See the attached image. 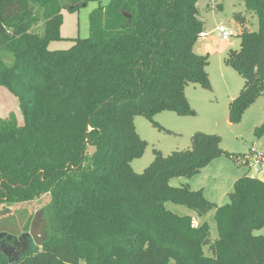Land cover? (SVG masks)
I'll list each match as a JSON object with an SVG mask.
<instances>
[{
    "label": "trees",
    "instance_id": "trees-1",
    "mask_svg": "<svg viewBox=\"0 0 264 264\" xmlns=\"http://www.w3.org/2000/svg\"><path fill=\"white\" fill-rule=\"evenodd\" d=\"M198 1L110 0L89 14L88 38L50 51L61 39V10L85 2L0 0V86L23 116L20 127L14 116L0 120V212L46 197L47 238L13 264H264V236L253 235L264 227L263 180L238 178L222 206L202 190L169 185L230 157L219 136L196 132L189 150L154 151L141 174L131 168L146 147L135 117L164 130L153 120L159 113L195 116L188 84L211 89L208 56L193 52L203 31ZM238 1L258 27L251 32L233 14L240 45L225 63L244 84L228 105L230 124L264 92V0ZM39 22L41 33L33 31ZM254 134L264 135V121ZM232 158L248 166V156ZM167 202L198 217L214 211L218 238ZM0 264L10 263L0 256Z\"/></svg>",
    "mask_w": 264,
    "mask_h": 264
},
{
    "label": "rangeland",
    "instance_id": "rangeland-1",
    "mask_svg": "<svg viewBox=\"0 0 264 264\" xmlns=\"http://www.w3.org/2000/svg\"><path fill=\"white\" fill-rule=\"evenodd\" d=\"M31 1V0H28ZM84 5L76 11L61 10L62 24L58 41L50 42L48 50H67L73 46L76 39L89 37V14L98 6L105 7L110 0H83ZM219 6V7H218ZM198 19L203 23L205 39H197L193 52L197 55H207L208 65L205 71L211 89L205 90L197 84H188L185 96L195 116L181 117L172 112H162L153 117V120L164 130L154 128L145 118H134L136 133L146 142L143 155L131 163L134 173L141 174L154 159V151L163 156L172 152L190 149V138L196 132L217 135L221 138L220 148L230 154V157H219L213 160L201 172L190 179L173 178L169 181L171 187L188 186L192 191L202 190L206 200L222 206L228 203V194L233 191L234 182L247 174L253 177L254 172L248 171L247 166L238 164L236 156H248L251 148L264 153V135L258 138L254 130L264 121V92L243 113L239 124L228 122V104L238 95L243 87L244 80L225 61L230 50H238L240 45L239 27L233 20V14L245 15L244 4L238 0H199L196 4ZM250 18L248 28L251 32L257 31V17ZM218 27L232 31L234 36L227 41L221 39L216 32ZM34 32L41 33L42 22L34 28ZM7 65L12 59L5 60ZM18 100L4 87L0 86V120H7L14 116L17 126L23 125V116L18 109ZM165 131H169L167 133ZM90 151V150H89ZM46 204V197L33 202L8 206V213L0 217V232L19 236L28 232L36 212L42 210ZM165 208L178 216H191L193 225L196 218L209 227V238L214 241L218 238L214 211L198 217L194 212L170 202ZM4 211V210H3ZM42 220V216L40 217ZM255 236H264V227L254 231ZM38 250L40 247H36Z\"/></svg>",
    "mask_w": 264,
    "mask_h": 264
},
{
    "label": "flooded vegetation",
    "instance_id": "flooded-vegetation-1",
    "mask_svg": "<svg viewBox=\"0 0 264 264\" xmlns=\"http://www.w3.org/2000/svg\"><path fill=\"white\" fill-rule=\"evenodd\" d=\"M28 232H29V230H28ZM28 232H26V233H28ZM42 232H45L44 226H42ZM5 233H7V232H5ZM7 234H9V233H7ZM23 234H25V233H23ZM23 234H20L19 236L12 235V238L10 240H5V238L0 239V256L5 257L8 260V262H9V260L13 261V262L16 260L19 261L24 256H26L27 254L32 252V250H34L36 247H41V246H36L30 237H26L25 239L20 241L19 238ZM15 238L17 239L16 245L13 244ZM12 248H14V250H12ZM4 251L7 254H9V257L4 255V253H3Z\"/></svg>",
    "mask_w": 264,
    "mask_h": 264
},
{
    "label": "built area",
    "instance_id": "built-area-1",
    "mask_svg": "<svg viewBox=\"0 0 264 264\" xmlns=\"http://www.w3.org/2000/svg\"><path fill=\"white\" fill-rule=\"evenodd\" d=\"M216 32L218 33V36H220L224 41H227L229 37L234 36L232 31H228L224 27H218ZM207 35V33L202 31L198 35V38L203 40L207 37ZM247 168L254 172L256 178L264 181V153H259L256 149L251 148L248 154Z\"/></svg>",
    "mask_w": 264,
    "mask_h": 264
},
{
    "label": "water",
    "instance_id": "water-1",
    "mask_svg": "<svg viewBox=\"0 0 264 264\" xmlns=\"http://www.w3.org/2000/svg\"><path fill=\"white\" fill-rule=\"evenodd\" d=\"M7 213H8V211H6V210L1 211L0 217L6 215ZM41 216H42V210L35 213V215L32 219V222L30 224L29 232L21 235L19 238L20 241L25 239L26 237H30L36 246L42 245V243L46 240L47 235L45 232H42L43 220H40ZM2 238H5V240H10L12 238V235H9L5 232H1L0 233V239H2ZM16 243H17V239L15 238L13 244L16 245ZM12 250H14V248H12ZM3 253H4V255L9 257V254H7L5 251ZM15 262H18V261L16 260L13 262V261L9 260L10 264H13Z\"/></svg>",
    "mask_w": 264,
    "mask_h": 264
},
{
    "label": "crops",
    "instance_id": "crops-1",
    "mask_svg": "<svg viewBox=\"0 0 264 264\" xmlns=\"http://www.w3.org/2000/svg\"><path fill=\"white\" fill-rule=\"evenodd\" d=\"M244 16L246 17L247 21H248L251 17L254 18V17H253V14H249V13H246ZM248 24H249V21H248ZM228 105H229V104H228ZM18 109H19V106H18ZM19 110H20V109H19ZM20 112H21V111H20ZM208 166H209V165H208ZM248 171L252 172L251 170H249V168H248ZM253 177H255V175H254ZM215 204H216V203H215ZM195 222H196V225H195V226H197V225H199V224L201 223V221H200L198 218H196Z\"/></svg>",
    "mask_w": 264,
    "mask_h": 264
}]
</instances>
